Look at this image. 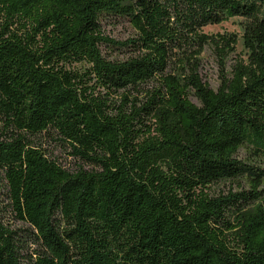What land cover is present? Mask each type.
Here are the masks:
<instances>
[{
  "label": "trees",
  "instance_id": "1",
  "mask_svg": "<svg viewBox=\"0 0 264 264\" xmlns=\"http://www.w3.org/2000/svg\"><path fill=\"white\" fill-rule=\"evenodd\" d=\"M230 17L248 57L228 70L237 35L203 28ZM245 144L264 162V0H0V264H264Z\"/></svg>",
  "mask_w": 264,
  "mask_h": 264
},
{
  "label": "rangeland",
  "instance_id": "2",
  "mask_svg": "<svg viewBox=\"0 0 264 264\" xmlns=\"http://www.w3.org/2000/svg\"><path fill=\"white\" fill-rule=\"evenodd\" d=\"M245 19L243 17H230L223 21L220 24H212L205 26L203 28V32L206 34H217V33H234L238 37V44L236 46L235 52H233L226 63V69H230L231 65L235 62V60L248 57V51L243 45V24ZM106 33L112 37L113 39L123 41L128 39L130 36L134 34V30L129 24V22H119L114 24H106L104 25ZM200 59V67L199 73L204 82L213 88L217 89L220 83V59L218 54L215 52L212 46H205L202 53L199 56ZM81 66V65H79ZM191 100L194 103H197V99L195 96H191ZM48 147L51 156L57 158V160L63 164L64 166L74 169L76 166L82 164L80 160H77L69 155L68 151L64 148L56 145L55 143L45 144ZM238 158L248 162L254 163L255 165H259L264 167V162L262 160H258L252 151V147L249 145L242 146L238 151ZM249 179L246 177L238 178L232 181L219 182L217 184L212 185L211 192L214 194H228L230 191L238 192L241 190H248L249 187ZM17 225L19 223L17 222Z\"/></svg>",
  "mask_w": 264,
  "mask_h": 264
}]
</instances>
